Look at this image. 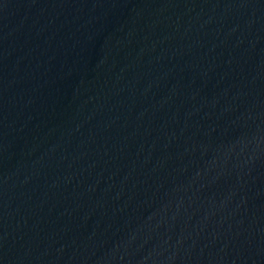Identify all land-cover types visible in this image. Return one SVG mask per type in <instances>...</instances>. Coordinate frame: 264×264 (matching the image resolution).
Segmentation results:
<instances>
[{"label":"water","instance_id":"obj_1","mask_svg":"<svg viewBox=\"0 0 264 264\" xmlns=\"http://www.w3.org/2000/svg\"><path fill=\"white\" fill-rule=\"evenodd\" d=\"M0 264H264V0H0Z\"/></svg>","mask_w":264,"mask_h":264}]
</instances>
